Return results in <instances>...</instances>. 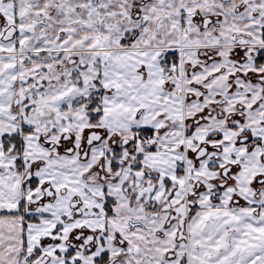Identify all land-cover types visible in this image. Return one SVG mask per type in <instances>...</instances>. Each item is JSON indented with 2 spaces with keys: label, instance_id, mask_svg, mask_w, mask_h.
I'll return each mask as SVG.
<instances>
[{
  "label": "snow or ice",
  "instance_id": "6c2138e0",
  "mask_svg": "<svg viewBox=\"0 0 264 264\" xmlns=\"http://www.w3.org/2000/svg\"><path fill=\"white\" fill-rule=\"evenodd\" d=\"M0 264H264V0H0Z\"/></svg>",
  "mask_w": 264,
  "mask_h": 264
}]
</instances>
